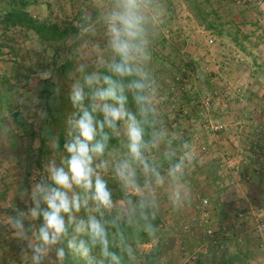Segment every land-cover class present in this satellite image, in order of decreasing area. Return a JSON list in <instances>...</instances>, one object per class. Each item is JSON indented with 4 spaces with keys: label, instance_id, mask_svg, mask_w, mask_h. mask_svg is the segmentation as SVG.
Returning <instances> with one entry per match:
<instances>
[{
    "label": "rangeland",
    "instance_id": "rangeland-1",
    "mask_svg": "<svg viewBox=\"0 0 264 264\" xmlns=\"http://www.w3.org/2000/svg\"><path fill=\"white\" fill-rule=\"evenodd\" d=\"M29 1L34 17L63 28L73 26L81 9L93 3ZM161 2L166 15L152 46L151 69L167 127L177 134V142L193 147L195 160L187 176L189 200L173 211L161 198V234L152 244L138 247L139 263H145L141 254L158 246V264H264V0ZM5 10L2 4L0 15ZM233 39L247 51L241 52ZM65 41L49 43L25 29H0V128H8L6 136L0 135V223L14 209L26 210L18 194L30 189L33 172L42 170L51 155L45 129L59 138L64 135L63 121L71 111L66 77L72 68L69 62L59 63L61 54L69 51ZM49 48L51 58L46 55ZM46 69L61 86L59 96L53 93L52 80L36 79V73ZM45 82L50 85L47 96ZM27 94L39 98L36 107L48 116L40 121L24 106L25 133L11 112L21 111L17 98ZM37 139L40 147L35 149ZM203 200L208 201L206 210ZM197 207L209 212L217 243L206 240L207 217ZM194 210L202 220L187 232L188 214ZM222 226L229 229L227 236ZM20 253L21 244L0 225V264H29Z\"/></svg>",
    "mask_w": 264,
    "mask_h": 264
},
{
    "label": "clouds",
    "instance_id": "clouds-1",
    "mask_svg": "<svg viewBox=\"0 0 264 264\" xmlns=\"http://www.w3.org/2000/svg\"><path fill=\"white\" fill-rule=\"evenodd\" d=\"M165 15L161 0H93L73 21L77 31L59 61L72 65L63 152L59 136L46 128L51 155L33 172L30 189L18 194L26 210L16 208L0 223L29 264H65L69 253L86 264H138L127 230L136 240L141 234L155 240L161 198L173 211L189 200L195 151L167 127L151 69ZM36 79L52 80L54 95L61 94L51 69ZM39 103L32 94L17 98L23 115L27 106L43 121L48 113ZM7 133V126L0 128V135Z\"/></svg>",
    "mask_w": 264,
    "mask_h": 264
},
{
    "label": "trees",
    "instance_id": "trees-1",
    "mask_svg": "<svg viewBox=\"0 0 264 264\" xmlns=\"http://www.w3.org/2000/svg\"><path fill=\"white\" fill-rule=\"evenodd\" d=\"M7 6V10L4 11L2 15H0V29H3L5 32L15 29L21 28L26 31H30L35 33L42 41L49 43H58L63 39H67L71 35H74L77 31L73 26L71 27H61L58 23L50 22V21H41L38 18L34 17L28 10L30 7L29 0H0V6ZM214 29V28H212ZM223 34V31L221 32ZM232 37V36H231ZM234 45L239 48L241 52L247 51V48L240 43L238 40L233 39ZM50 85L48 82H45L43 92L47 96L49 93ZM49 114H54V110L51 106L48 107ZM12 121L22 128L25 133L27 132L28 124L25 120L24 115L21 111H12L11 112ZM34 137V136H33ZM65 142V136L61 135L59 138L60 150H63V144ZM113 147H118L115 141L112 142ZM79 215H84L83 211ZM158 226L157 238L161 234V226H162V217L159 212V215L155 221ZM126 235L129 236L130 242L133 244V247L136 250V255L139 263V249L138 247L141 245L152 244L155 240L148 238L146 235L141 234L138 240L134 239L131 234V230H127ZM66 247V245H65ZM141 258L145 260L144 264H158L160 259V249L157 246L151 252L147 254H141ZM65 263L67 264H86V262L80 258L79 256H74L72 254H68Z\"/></svg>",
    "mask_w": 264,
    "mask_h": 264
},
{
    "label": "built area",
    "instance_id": "built-area-1",
    "mask_svg": "<svg viewBox=\"0 0 264 264\" xmlns=\"http://www.w3.org/2000/svg\"><path fill=\"white\" fill-rule=\"evenodd\" d=\"M208 204V201L207 200H203V207L205 208L206 210V206ZM197 210L201 209L200 207H197L196 208ZM200 214L203 218H206L207 217V220L204 221L205 222V227H206V240H210V242L212 243H217V241L219 239L218 238V233H217V230L212 226V222H211V219H210V216H209V212L207 211H203L201 209L200 211ZM188 221L187 223L185 224V230L187 232H190L192 230V227L196 226L199 224V222H201L202 218L201 216L197 213L196 210H194L192 213L188 214ZM221 230L223 231L222 235H228V228L226 226H222L221 227ZM222 248V247H221Z\"/></svg>",
    "mask_w": 264,
    "mask_h": 264
}]
</instances>
